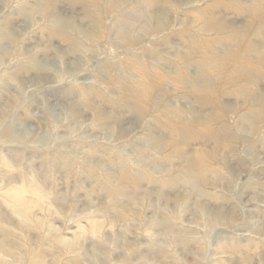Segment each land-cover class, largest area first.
<instances>
[{
	"label": "clouds",
	"instance_id": "1",
	"mask_svg": "<svg viewBox=\"0 0 264 264\" xmlns=\"http://www.w3.org/2000/svg\"><path fill=\"white\" fill-rule=\"evenodd\" d=\"M250 213L264 0H0V264H264Z\"/></svg>",
	"mask_w": 264,
	"mask_h": 264
},
{
	"label": "rangeland",
	"instance_id": "2",
	"mask_svg": "<svg viewBox=\"0 0 264 264\" xmlns=\"http://www.w3.org/2000/svg\"><path fill=\"white\" fill-rule=\"evenodd\" d=\"M156 135L163 136L166 135L160 130H157ZM264 224V216L259 214L250 213L249 214V227H256L257 225Z\"/></svg>",
	"mask_w": 264,
	"mask_h": 264
}]
</instances>
